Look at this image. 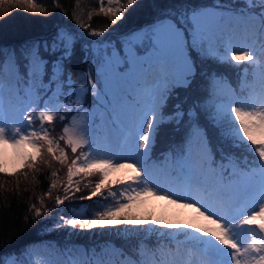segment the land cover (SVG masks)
I'll list each match as a JSON object with an SVG mask.
<instances>
[{
    "label": "snow or ice",
    "instance_id": "obj_1",
    "mask_svg": "<svg viewBox=\"0 0 264 264\" xmlns=\"http://www.w3.org/2000/svg\"><path fill=\"white\" fill-rule=\"evenodd\" d=\"M6 2L9 6L15 4L33 13L47 14L35 0ZM3 3L5 0H0V6ZM137 4L138 0H126V3L108 0L105 7L101 0L99 11L110 16L115 25L124 19L126 9L134 11ZM225 19L239 24L241 31L235 32L231 26H225ZM79 26L86 31L76 33L66 26L58 27L49 40L33 42L21 53L13 51L0 60V151L6 156L7 146L11 145L30 169H35L37 157L49 167L51 162L45 159L47 156L61 165L67 164V153L60 148L59 141L49 135L45 124L53 122L61 109L71 113L75 105V110L79 111L82 94L88 92L106 110L111 106L109 117L126 138L129 151L125 154L111 139L95 135L93 117L98 111L83 113L86 117L83 124H78L73 116L71 127L66 124L63 127L65 135L59 139L67 136L66 143L71 146L72 153H77L78 149L83 151L68 165L65 192L71 188L74 176H98L90 194L81 199L104 196V189L112 199L104 197L105 202L98 203V210L93 213H87L81 205V210H74L71 218L59 217L56 227L82 231L116 228L119 232V226H132L125 231L154 232L160 236L180 233L192 243L187 247V241L174 246L158 241L151 248L140 244L134 253L121 251L115 261L107 258L103 250L86 252L83 257L60 253L62 260L44 258L39 262L28 261L31 253L21 254L24 264H264V0H243L242 7L239 0H229L228 4H218L212 9L186 8L169 12L147 32L140 29L130 33L129 51L124 52L119 47L115 54L109 53L101 88L90 76L88 88L69 93L66 91L71 87L66 61L71 58L77 41L83 36L103 35L91 29V25L80 23ZM144 40L152 44L153 51L141 63L139 43ZM45 52L51 55L45 57ZM198 59L237 65L247 62L252 72L251 80L244 82L246 94L223 93L218 87L221 77L210 73L213 89L209 98L199 102L194 99L185 107L189 98L181 100L179 92L191 90L198 75ZM129 67L133 76L140 77L136 81L139 91L135 95L128 94L131 111L123 113L117 95L127 93L123 86L126 80L121 73ZM144 75L151 78L140 86ZM71 95L76 97L72 104L67 102ZM61 97L65 98L63 104ZM173 100L176 102L172 110L166 111ZM122 114L127 124L118 122ZM201 115L210 120L222 143L252 157L243 170L234 163L232 173L228 174L223 164L216 165L207 135L200 125ZM185 118L191 130L189 148L199 141L203 146L202 154L186 156L181 150L178 156L172 157L170 168L150 164L145 158L162 125L166 122L179 124ZM59 119L63 123L65 117L61 115ZM34 121L38 122V128L33 126ZM72 128L78 131L69 135ZM28 148L32 151L27 152ZM120 170H127L124 180L110 181V174ZM0 172H8L6 159L0 161ZM51 175L56 177L57 172ZM115 184L122 186L113 191L111 185ZM56 186L53 181L49 196ZM75 191L80 188L76 187ZM149 197L166 199L177 208L193 209L198 215L187 224L146 217L137 209ZM69 198L68 195L64 199L57 197L56 202L63 204ZM40 202L43 204L42 198ZM32 209L36 216L41 215L35 205ZM140 226L148 227L141 229ZM209 253L214 257L210 262L204 259ZM11 264H22L21 257Z\"/></svg>",
    "mask_w": 264,
    "mask_h": 264
},
{
    "label": "trees",
    "instance_id": "obj_2",
    "mask_svg": "<svg viewBox=\"0 0 264 264\" xmlns=\"http://www.w3.org/2000/svg\"><path fill=\"white\" fill-rule=\"evenodd\" d=\"M35 2L39 7L46 9V15L39 11L33 13L26 7H16L15 4L9 6L6 0L0 6V60L7 58L13 51L17 54L21 53L25 46L33 42L49 40L58 27L66 26L76 33H84L86 30L79 26L80 23L91 25V29L101 31L103 35L83 36L77 41L71 58L66 61L67 76L70 77L71 85L66 91L74 93L80 87L88 88L90 76L99 83L100 88L102 87L100 72L102 60H105L106 54L116 52L119 47L124 50L130 33L140 29L147 32L169 12L176 13L182 9L204 6L215 7L218 4H228L229 0H138V4L134 6L135 10L126 9L124 19L117 21L115 25L111 23L110 16H105L99 11L101 0H35ZM121 2L126 3V0ZM105 3L106 0H103L104 6L107 7ZM239 5L243 6V0H239ZM89 41H103V43H89ZM148 43L151 45L149 41ZM50 55V53H44L45 57ZM56 55L58 56L59 53ZM52 58L55 59V56ZM197 64L198 75L191 90L179 92L181 100L185 97L189 98L185 107L190 106L194 99L199 102L209 98L213 89L210 73L221 77L218 87L223 93L235 91L246 94L244 82L246 79L251 80L252 72L247 62L234 65L213 59H198ZM45 83H47V77ZM72 99L75 100L76 97L71 95L68 101ZM96 101L89 93H85L84 107L93 109ZM175 102V100L170 102L166 111L170 112ZM73 112L75 109L71 113L63 109L57 113V118L53 122L45 124V127L49 129V135L59 141L60 148L67 153V164L61 165L47 156L45 159L51 162L49 167L48 163L42 162L38 157L35 169L26 167V162L22 168L13 173L0 172V264H11L17 257H21L24 264L21 254L35 253L40 256L44 251H49L54 256L60 253V249L79 255L85 250L99 252L112 244L124 252L134 253L140 244L151 248L155 247L158 241L164 243L163 239H165L166 243L172 246L170 240H174V237L187 241V238L180 233L172 236H160L154 232L144 231L131 233L125 231L127 226L123 225L119 226V232L115 228H94L90 231H82L79 228L72 229L67 226L56 227L59 217L71 218L74 210H81V205L87 213H93L98 210V203L105 202L104 197H108V200L112 199L108 196L106 189L102 190L104 196L98 195L92 200L81 199L90 194L95 182L99 179L98 176H74L71 188L67 193L65 192L68 187V165L83 151L78 149L74 154L71 146L66 143L67 136L64 140L59 139L65 135L63 127L71 123ZM61 115L65 117L63 123L59 119ZM35 123L39 127L38 122ZM188 125L186 118L179 124L164 123L146 160L150 164L170 168L173 156H178L181 150L184 154L187 152L191 131ZM200 125L207 135L212 159L216 165L223 164L228 174L232 173L234 163L238 165L239 170H243L246 164L251 162L252 157L245 151L222 143L205 115H201ZM53 171L57 172L56 177L51 175ZM120 180L124 179L117 181ZM53 181H56L57 186L51 189L49 196L48 192ZM76 187H79L80 191H75ZM111 187L115 191L121 185L115 184ZM65 195L70 198L65 199L63 204H57V197L64 199ZM41 198L43 204L40 202ZM32 205L40 209V216L35 215L34 209L30 210ZM160 218L161 212L158 215V219ZM187 243L192 242L187 241Z\"/></svg>",
    "mask_w": 264,
    "mask_h": 264
},
{
    "label": "rangeland",
    "instance_id": "obj_3",
    "mask_svg": "<svg viewBox=\"0 0 264 264\" xmlns=\"http://www.w3.org/2000/svg\"><path fill=\"white\" fill-rule=\"evenodd\" d=\"M105 5L108 6V0H106ZM202 8L212 9L214 7L204 6ZM223 23L225 26H231L233 31H235V32L241 31L240 25L234 21H230L228 19H225ZM142 48H143V50H142ZM139 49H140V51L138 53V59L142 63L144 60L147 59V57L149 55L152 54L153 47H152V44L150 45L148 43V41L144 40L143 42L139 43ZM144 50H146V51H144ZM123 51L124 52L129 51L128 42L126 43ZM115 53L116 52H114L113 54H115ZM108 59H109V53L106 54L105 60H102V64H101L102 66H101L100 72H101V76H102V84H104V81H105V69H106V62L108 61ZM232 64L237 65L235 62H232ZM131 73H132L131 67H129V69H127L126 71L121 73V75L126 80V83L123 86L127 89V93H119L117 95V102L121 106L123 113H129L131 111V108H130L131 102L128 100V94L135 95L136 92L139 91V87L137 86L136 81L138 79H140V77L133 76ZM154 74H155V70H154L152 76H154ZM150 78H151L150 75H144L143 79H141V81H140V86H143L144 83L146 81H148ZM81 89H86V88L80 87L76 91H80ZM85 93L86 92H84L82 94V98L80 100L82 107L80 108L79 111L75 110V112H73V116H75L77 118V123L83 124L86 122V117L83 116V113L98 111V116H99L98 120H94L95 121L94 124L96 125L97 131H98L97 133L95 132V135L97 137H100V138L111 139L113 143L118 144L120 146V150L122 152L127 154L129 151L128 142H127L126 138L124 137V135H122L121 132L117 131V129L113 126V120L109 117L108 111L109 110L111 111V106H109V108L107 110L104 108V106L102 104L93 107V109H90L89 107L88 108L84 107L83 104H84ZM109 98H111V93H110ZM74 101L75 100H73V99L70 101L67 100V102L70 104H72ZM64 102H65V98L61 97L60 103L63 104ZM74 109H75V105L73 107V110ZM61 110H63V109H61ZM72 119H73V117H72ZM93 119H95V118L93 117ZM118 122L122 123V124L128 123L126 116L123 114L121 115L120 121H118ZM33 126L38 128V125H36L35 121L33 122ZM69 126L71 127V123L69 124ZM93 127H94V125H93ZM77 131H78L77 128H72V131L69 133V135H74V134H76ZM26 151L31 152L32 150L30 148H28V149H26ZM202 152H203L202 144L196 143L195 148L192 151L191 155L193 157H195L197 155L202 154ZM5 159H6V166H7L8 172H12V173L19 170L20 168H22V166L26 163V161H24L22 159V157L20 155H18V151L16 149L12 148L11 145L7 146L6 156H5V153L0 151V161H4ZM145 159H147V157ZM126 173H127V170H120V171L112 172L109 176V180L110 181H117L119 179H124ZM128 174H130V173H128ZM137 210L141 214H143L144 216L151 217L152 219H158V215L161 212V218H160L161 220H171L173 222L180 221V222H183L185 224L193 222L194 218L198 215L193 209H180V208H177L175 205L170 204L168 202V200L163 199V198H156V197H149L144 204L138 206ZM201 223L204 225H207V222L202 221ZM130 227H132V226H127V229ZM140 227L144 228L146 226H140ZM109 229H112V228H109ZM115 230H116V228H115ZM131 233H134V232H131ZM177 242L178 241H176L175 244ZM173 250H175V249H173ZM105 251L107 254L106 257L112 261H115L118 258V255L122 250L116 248L112 244H109L108 247L105 249ZM78 257H81V256L78 255ZM44 258H52L55 260H62L60 257V254L56 253V255L52 256V253L49 251H44L40 256L38 254L34 253L31 256L27 257L28 261L35 259L37 262H39L40 260H42ZM204 259L206 261L210 262L212 259H214V257L210 254V256L204 257Z\"/></svg>",
    "mask_w": 264,
    "mask_h": 264
}]
</instances>
